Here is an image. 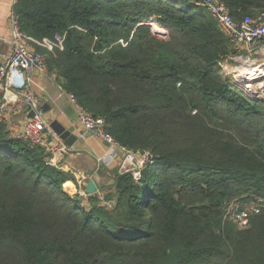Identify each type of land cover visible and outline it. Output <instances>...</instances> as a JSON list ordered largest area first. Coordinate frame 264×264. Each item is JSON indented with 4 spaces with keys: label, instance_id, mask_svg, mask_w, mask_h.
I'll return each instance as SVG.
<instances>
[{
    "label": "trees",
    "instance_id": "trees-1",
    "mask_svg": "<svg viewBox=\"0 0 264 264\" xmlns=\"http://www.w3.org/2000/svg\"><path fill=\"white\" fill-rule=\"evenodd\" d=\"M231 17L264 0H220ZM48 74L120 147L147 154L115 173L112 209L70 195L43 144L0 121V264H264V102L221 72L227 36L189 0H16ZM122 41V43L120 42Z\"/></svg>",
    "mask_w": 264,
    "mask_h": 264
},
{
    "label": "built area",
    "instance_id": "built-area-1",
    "mask_svg": "<svg viewBox=\"0 0 264 264\" xmlns=\"http://www.w3.org/2000/svg\"><path fill=\"white\" fill-rule=\"evenodd\" d=\"M197 7L204 9V11L217 23L220 30L227 36L232 48L235 51L233 57L229 60H242L245 61L259 57L261 60L246 66L242 72L238 74L231 84L242 92H251V82L262 79L264 82V12L245 15L241 19H234L231 17L229 10L220 0H189ZM64 37H55L52 42L43 41L42 43L35 41L24 33L21 32L19 21L16 16L10 22V52L0 62V121H7V103L3 95L8 89L17 91L22 98V103L28 108L29 112H33V116L28 118L23 124L22 130L16 134L15 137L23 138L30 142L32 145H39L42 143L43 131L47 127V121L42 111L41 101L35 97L31 92L26 89L28 82L27 76L31 69L35 68L41 73H45V57L36 52L35 46L51 50L53 47L61 48ZM122 43V41H120ZM123 44V43H122ZM227 60V62L229 61ZM244 63L246 64V62ZM222 63V62H221ZM219 63V66L221 65ZM224 65L226 64L223 61ZM225 69L227 67L225 65ZM248 81V83H245ZM244 82V91L240 89L241 83ZM262 85L260 88H263ZM254 95V93H252ZM71 107L75 110L77 121L83 129L92 137L102 139L108 144V152L103 155L99 162L104 167H109L114 161L119 158V153L124 152L127 160H133V152L120 147L114 138L106 133L105 120L103 117L92 116L85 111L72 96L66 95ZM258 97V96H257ZM257 97H255L257 99ZM254 98V97H253ZM58 151L63 154H68L70 149L64 145L58 147ZM147 154L142 155L138 168L135 172L139 176V170L142 168L146 161H149ZM50 164V160H49ZM126 162L124 161L123 165ZM126 171V170H125ZM134 171V170H133ZM127 172V171H126ZM123 173V172H122ZM98 197V207H107L112 209L116 201L111 199L106 202L103 199V194L100 192L95 194ZM82 197L87 199L83 192ZM261 207H255L252 212L259 213ZM231 219L238 225V227H246L249 223L250 213L239 210L232 216Z\"/></svg>",
    "mask_w": 264,
    "mask_h": 264
},
{
    "label": "crops",
    "instance_id": "crops-1",
    "mask_svg": "<svg viewBox=\"0 0 264 264\" xmlns=\"http://www.w3.org/2000/svg\"><path fill=\"white\" fill-rule=\"evenodd\" d=\"M15 2L16 0H0V62L10 52V22L15 16L13 12ZM27 79L26 89L37 97L46 109L44 116L48 130L43 133L42 144L50 153V164L71 175V180L64 185L65 191L70 195L77 194L82 204H86L87 199L82 197L84 189L100 166L105 169V172L101 176L97 191L100 192L101 188L109 184H112L113 188L114 178L112 176H115L116 171L122 174L120 171L122 167L118 166L120 158L109 167H104L99 162V159L108 152V144L102 139L92 137L79 124L77 118L70 116L71 105L67 96L47 71L41 73L33 68ZM3 98L7 103L8 112V119L4 123L10 134L15 137L22 130L26 120L30 118V112L22 103L21 95L17 91L8 89ZM52 122H57L69 135L74 137L71 145H66L49 127ZM62 145L70 149L68 154L65 155L58 151V147Z\"/></svg>",
    "mask_w": 264,
    "mask_h": 264
},
{
    "label": "rangeland",
    "instance_id": "rangeland-1",
    "mask_svg": "<svg viewBox=\"0 0 264 264\" xmlns=\"http://www.w3.org/2000/svg\"><path fill=\"white\" fill-rule=\"evenodd\" d=\"M36 52H39L41 53L45 58V54L43 52H41L40 50H35ZM261 59L257 56H254L253 58L250 57L249 61L246 60L245 61V58H243L242 60H229L228 62L225 61V65L227 67V70L225 69V65L224 63L222 62L221 65H220V69H221V72L223 73V75H225L228 79L230 80H234L236 77H238V74L240 72L243 71L244 68H246V66L250 65V64H253L255 63L256 61H260ZM244 61L246 62V64L244 63ZM245 83H248V81H246ZM244 82H242L240 85V89H242L244 91L245 87H244ZM252 86H251V92L254 93V95L252 93H247V92H242L245 96L253 99V97H257L258 100H261L264 102V87L263 88H260L262 85H264V82L262 79H258V80H255V81H252L250 83ZM256 99V98H255ZM134 156H133V160L131 163H129L131 160H127V157H126V154L124 152H120L119 153V158H120V161H119V168H121V172H133V174L136 176V172H135V169L138 168L139 166V162L141 161L142 159V154L140 153H132ZM124 161L126 162L125 165H123ZM126 170V171H125ZM134 170V171H133ZM139 176L137 175L136 179H138ZM103 194V199L108 202L110 201L111 199H115V197L113 196V188H112V184L109 186H106V187H103L100 189V195ZM264 206V202L260 203V202H254V203H251L249 204V206L247 208H244L243 211L247 212V213H252V209L255 208V207H262ZM84 207L85 209H88V204H84ZM239 206H231L229 208V212H228V215L229 216H233L237 211H238V208ZM105 209H107V207H104ZM108 210V209H107Z\"/></svg>",
    "mask_w": 264,
    "mask_h": 264
},
{
    "label": "water",
    "instance_id": "water-1",
    "mask_svg": "<svg viewBox=\"0 0 264 264\" xmlns=\"http://www.w3.org/2000/svg\"><path fill=\"white\" fill-rule=\"evenodd\" d=\"M65 98V97H64ZM42 111L43 113L46 111L45 107L42 106ZM33 112H30L29 117L33 116ZM69 114L72 118H77L76 116V112L75 110L70 107L69 109ZM49 127L60 137V139H62L66 145H71L72 141L74 139V137H72L71 135H69V133L67 131H65V129L59 125L57 122H52ZM47 128L44 129L43 133L47 132ZM103 172H105V169L100 166L97 173H95L92 176V179H90L84 189V194L86 196H92L94 194H96L97 192V187L101 182V176L103 174ZM107 174H109L108 172H106ZM112 178H115V176H112Z\"/></svg>",
    "mask_w": 264,
    "mask_h": 264
}]
</instances>
